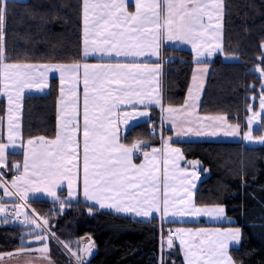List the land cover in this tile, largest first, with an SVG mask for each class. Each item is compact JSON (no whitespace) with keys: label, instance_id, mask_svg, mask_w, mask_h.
<instances>
[{"label":"snow or ice","instance_id":"1","mask_svg":"<svg viewBox=\"0 0 264 264\" xmlns=\"http://www.w3.org/2000/svg\"><path fill=\"white\" fill-rule=\"evenodd\" d=\"M7 7L8 0H0V28L6 21ZM134 7V11L128 10V0H81L83 56L99 53L110 57L132 58L129 64L111 63L106 67H97L87 63L34 65L7 62L4 33L0 31V92L7 97L9 105L7 143L0 139V168L8 167L6 152L10 147L17 146V138L21 136L20 111L24 90L35 86L42 91L47 87L48 72H59L62 82L64 74L70 72L73 82L69 98H65L64 89L61 88L59 104L63 107L59 110L55 137L47 139L38 136L27 140L28 150L22 172L15 175L10 183L5 180L4 173L0 172V189L3 190L0 194V223L19 222L29 229L21 234L18 249L14 253L0 254V259L35 252L37 258L47 259L49 264H53L49 247L51 240L74 258L75 264H88L87 257L91 256L94 244L85 245L79 253L73 251L70 244L62 241L52 230L55 225L50 224L48 218L54 219L53 212L62 213L64 205L70 204L77 195L98 204L100 208L112 209L117 213H134L141 218H150L154 212H159L162 216L207 215L215 219H226L223 206L198 207L195 203L194 190L202 170L199 160L185 161L190 167L179 168L178 161L185 160L183 153L180 148L172 147L171 143L167 145V159L164 163H171L173 169H179L185 187L184 195L174 199L169 197L168 185L165 184L161 200L155 194L159 191L156 183L159 178L154 175L155 166L148 169L146 165L133 163V150L139 149L143 142L128 146L121 143L118 136L120 121L128 124L130 120L150 118V106L153 104L161 109V122L167 120L174 126L177 140L190 135L218 134L215 130H186L184 122H178L179 110L172 106L164 107L157 80L162 74V58L151 67H148L147 61H136L141 57H159L160 49L166 41L191 44L196 52L197 63L202 62L201 57L204 55L211 56L214 52L222 51L225 0H135ZM261 63H264V58ZM81 68L82 111L77 94ZM258 70L264 76V69ZM37 71L39 80L34 75ZM203 71L206 69H202L201 74ZM196 80L197 76L193 75V82ZM113 84L119 87L112 88ZM144 84H154L155 87L134 86ZM200 87L202 85L197 86V91ZM153 91L157 93L155 96L152 95ZM189 97L193 103L188 105L186 102L185 109L194 107L198 99V95L193 96L191 89ZM121 105H127V110L121 109ZM259 107L264 112V92ZM256 116L257 113L253 112L246 120L249 130L242 138L264 145V136L255 139L252 136L251 126ZM207 119L219 126L227 118L217 116ZM228 128L230 131L225 135L235 136L240 126L228 125ZM261 130L264 131V125ZM167 140L171 142L173 137L168 136ZM20 146L24 147L23 140ZM157 151L156 148L152 149L153 153ZM143 155L147 161V153ZM12 167L21 169L20 164H13ZM64 181H67V199H61L56 191ZM38 194L52 197L59 208L50 212L48 217L39 216L29 203L30 199L35 202ZM5 197L16 198L11 209ZM177 204L182 207L176 209ZM91 212L92 208L89 207ZM185 231L195 236L205 232L198 230L193 234L191 230L178 229L177 233ZM171 237L170 232L168 248L173 246ZM239 240V228L216 229L214 239L205 238L192 243L186 242L183 235H180L186 264H235L228 249L230 244H238ZM75 243L79 245L80 242ZM160 264H165L163 258Z\"/></svg>","mask_w":264,"mask_h":264},{"label":"trees","instance_id":"2","mask_svg":"<svg viewBox=\"0 0 264 264\" xmlns=\"http://www.w3.org/2000/svg\"><path fill=\"white\" fill-rule=\"evenodd\" d=\"M225 52L240 58L226 62L217 57L211 66L204 90L201 111L204 114H224L243 126L249 108L256 111L261 78L254 71L264 69V0L225 1ZM0 31L4 33L7 62L61 63L83 61V32L81 0H8L7 18ZM165 105L184 103L193 61L191 54L175 48L166 49ZM185 63L180 64L179 58ZM59 80L52 79L48 95H29L24 102V140L44 136L52 139L57 132V103ZM6 103L0 101V116L5 115ZM161 111L154 110L152 125L161 122ZM151 124L141 123L123 135L131 146L138 141L150 145L161 143V136H172L173 129L163 125V135L151 136ZM258 133H261L258 130ZM182 148L187 161L199 160L209 172L197 191L196 203L205 206L221 205L242 230V242L232 248L236 264H264V146H250L241 141L203 140L173 141ZM144 151H147L145 149ZM142 159L136 155V161ZM22 153L8 157V173L13 164L21 163ZM31 208L41 217L52 212L53 202L32 200ZM67 210L53 212V231L62 240L89 236L97 245L98 255L88 264H160L161 227L158 219L140 222L103 212L84 203L65 204ZM89 207L92 208L91 214ZM29 229L20 224L0 223V254L14 253L20 236ZM164 241L168 239L163 232ZM57 247V251H56ZM50 250L55 264H71L64 251L56 246ZM62 250V251H61ZM166 250V251H165ZM21 255V254H20ZM19 255L0 259L13 260ZM165 264H185L181 251L164 245Z\"/></svg>","mask_w":264,"mask_h":264},{"label":"crops","instance_id":"3","mask_svg":"<svg viewBox=\"0 0 264 264\" xmlns=\"http://www.w3.org/2000/svg\"><path fill=\"white\" fill-rule=\"evenodd\" d=\"M18 1H22V0H18ZM134 6H135V0H128V10L130 12L135 10ZM224 18H225V15L223 17V27H222V36H221V43H222V49L223 50L214 52L211 56H208V55L202 56L201 57V61H202L201 63H197L196 52L192 48L191 44L181 43L178 41H172V42L166 41L160 49V56L159 57L137 58L136 62H138V63H144L145 61H147L148 67H151L153 64H155L158 60H160L162 58V60H163L162 65H161V73L162 74L157 77V80L159 81V93L162 97V103H163L165 108H167V105H165V79H164L165 78V61L167 59L165 56V53H166L167 48H175L178 50L189 52L191 54L192 61L194 64L191 79L193 78V75H197V73L201 74L202 69H206V71H203V74H201V76H205L207 79H209V74H210V69H211V66L209 65V63L213 62L217 57H222V59L226 62H238V61H240V58L238 56L229 55L225 52ZM82 57H83V61L79 62V64L83 65L84 63H87L89 65H95L97 67H106V66H109L111 63L129 64L132 62V58L110 57V56L99 54V53H97L95 55H89L88 57H84V56H82ZM28 64L43 65V64H51V63H28ZM64 65H71V64H64ZM34 75L36 76L37 80L40 79L38 71L35 72ZM82 75H83V70L81 68V70H80V82L77 85V94L80 97L81 111H82V97H83ZM64 77L65 78L62 82L59 72H48L46 74L47 87H45L42 91L35 86L32 87L31 89H25L24 90L23 97L21 99L22 108L20 111L21 136L17 138V146L15 148L10 147L6 152L7 165H8L9 154H11V153H22L23 154L22 162L18 163L21 165V169L17 170L16 168H14V173L9 175L8 169H7L8 167L7 168H0V172L4 173V178L9 183L11 182V180L14 178L15 175H19L22 172V165H23V161L25 159V153L28 150V146L26 143L27 141L24 140V132H23L25 98L29 95H48L50 93L52 79L57 78L59 80V88H60L59 99H58V103H57V130H58L59 110L63 107V105L59 104V101L61 99V88L64 89L65 98H69L70 97L69 90L73 86V82L71 79V73L66 72L64 74ZM207 82H208V80H207ZM134 86L144 87V88L155 87L154 84H144V85H134ZM111 87L112 88H118L119 86L113 84V85H111ZM0 89H2V85H0ZM156 94L157 93L155 91H153L152 95L155 96ZM2 100L5 101L6 108H5L4 117L0 116V139H2L3 142L7 143L8 115H9L8 107H9V105H8L7 97L5 95H3L2 92H0V101H2ZM69 102H70V100H69ZM127 108H128L127 105H121V109L127 110ZM154 110H160L161 111V109L158 105L153 104L150 106V118H139L138 120H130L128 122V124H124L123 121H120L118 124V136L120 138V142L124 143L123 142V135L125 133H127L128 131H130L133 127H135L141 123H146V122L151 124L152 121L155 120L153 118L154 117ZM166 123H167V121L164 120L163 123L160 122L159 126L158 125L157 126L160 130H163L164 124H165V127H167V128H173L172 126H169ZM152 124H151V126H152ZM151 136H153V135H151ZM167 137H168V135L166 136V139L161 138V143L158 145L152 146L148 143H142L140 145L139 149L133 150V154H132V159H133L134 164L146 165V167L148 169H153V166H155L154 175L159 178L156 181V183L159 185V191L156 192L155 194L157 196H159L161 198V200L164 197L165 184L168 185L169 197L174 198V199H179V197L184 195L183 189H184L185 185L182 183V181L184 179L182 173L179 171V169H173V166L171 163H168L167 165H165V163H164L165 159H167V145L169 143H171L172 147L180 148L181 152L183 153V155L185 157V160L178 161L179 168L189 167V165L186 164V162H185V161H187V158H186L185 153L183 152L182 148L173 143V141H175L174 138L170 142L167 140ZM47 139H49V138H47ZM21 140H23V142H24V147L20 146ZM176 141H181V140H176ZM241 142H243V141H241ZM153 148H156L159 151L153 153L152 152ZM145 149H147V151H144ZM143 153H147V156L149 158L147 161L145 160ZM136 155H139L140 157H142V159L139 162L136 161ZM153 157H154V159H153ZM149 161H151V162H149ZM166 168H167V171H165ZM165 177H167V179H165ZM203 180H204L203 177H200V179L196 182V188L194 190L195 191V196H194L195 203H196L197 191H198L199 186ZM2 191L3 190L0 189V194H2ZM56 191H57V195L61 199H67L68 198L67 181H64V183L61 184V186L59 188H57ZM29 195L31 196V194H29ZM4 200L7 202H13L16 200V198L15 197H5ZM36 200H45V201L53 202V198L47 196V194H38V198ZM30 201H32V199H30L29 202ZM70 203H84V204H87L89 206L95 207L98 210H101L103 212H108V213H112L115 215L124 216V217L133 219L135 221H140V222H150L155 218L158 219L159 225L161 227L160 260H161V258H163L164 245H165V242L169 239V233L170 232L172 233L171 238L173 240V245L175 248H178L181 251L183 261L185 264H186V260L184 257V253L182 251V246L180 245V235H183V238L186 242L192 243V242H198L200 239H205V238L214 239V232L216 229L223 230V229H227V228H239L240 229L239 243L238 244L237 243L230 244L229 249H228L229 254L232 256L234 261H235V259L232 255V252H231L232 248L239 247L241 242H242V230L238 225H236V221L227 215L225 207H224V209H225L224 214H225L226 219H215V218L207 216V215H200V216L177 215L175 217H173L171 215L162 216V214L159 212H154L152 217H150V218H141V217H137L134 213H117L112 209L100 208V206L98 204H93L92 202L85 200L82 195H77L74 199L71 200ZM196 205L198 207L205 206V205H199L197 203H196ZM175 207H176V209H178L182 206L177 204ZM209 207H211V206H209ZM178 229L191 230V233H193V234L196 233L198 230H205V232L201 233L200 236H195V235L189 234V232H187V231H185L184 233L178 234L177 233ZM164 231L167 233V236H168V239L165 241L163 238V232ZM93 244H94V242H93ZM235 264H236V261H235Z\"/></svg>","mask_w":264,"mask_h":264},{"label":"rangeland","instance_id":"4","mask_svg":"<svg viewBox=\"0 0 264 264\" xmlns=\"http://www.w3.org/2000/svg\"><path fill=\"white\" fill-rule=\"evenodd\" d=\"M24 1V0H22ZM27 1V0H25ZM264 44V43H263ZM263 54H264V48H263ZM258 69H263V67L261 65H257L254 68V71L258 73L259 77L261 78V87H260V95L259 97L255 98L254 101H258V107L256 109V111L253 109V106H251L249 109V114L246 117V120L252 116V113L255 112L257 113L256 116V120L253 122L252 126H251V132H252V136L253 138H259L260 136H264V131L261 130V126L264 125V112L261 111L260 107H259V102L262 96V92H264V76H262L261 72ZM197 80L195 81V83L193 82V78L190 81L188 90L186 92V97L184 100V103L182 105L179 106H172L174 108H177L179 110L178 114H177V119L178 122H184V127L186 130L191 129L192 132H195L197 129H199L202 132H212V131H216L218 134L215 136H208V135H201V136H196V135H190V136H186L183 137L182 141H203V140H229V141H243L245 144L250 145V146H264L261 145L259 143H254V142H249L247 140H244L242 137L244 135L245 132H247L249 130L248 125L245 124V126L242 127V125L238 122L232 121L228 118V116L224 115V114H204L201 111V103H202V99L204 96V90L207 84V78L205 76H201L200 73H197ZM202 85V87L199 88V91H197V86ZM189 89L192 90V94L193 96H197L198 95V99L195 101V106L194 107H188L187 109H185V104L186 102L188 103V105H192L193 101L190 99L189 97ZM217 116H225L227 119L225 122H223L222 124H220L219 126L216 125V122H210L207 118L209 117H217ZM167 121V120H166ZM169 126H172L173 128V133H172V137L176 139L175 137V132H174V126L171 125L168 121L166 123ZM236 124H239L240 128L238 130L237 135L232 136V135H225L226 132H229L230 129L228 128V125H233L235 126ZM258 130L261 131V133H258ZM66 205H64V209L63 211L67 210ZM16 222H14L15 224ZM57 235V234H56ZM79 241V245H77L75 242ZM64 242L69 243L70 247L72 248L73 251H78L83 249V247L85 245H89V244H93V239L89 236H82L80 238H74L69 237L66 240H64ZM56 246H59L57 244H55V242L49 240V247L50 250L55 248ZM38 247V245H37ZM60 249H62L59 246ZM64 251V249H62ZM61 250V251H62ZM56 251H57V247H56ZM66 251H64V254L66 255ZM68 254V253H67ZM67 256V255H66ZM69 256V255H68ZM67 259H72V261L74 260V258L72 257H68ZM38 254L33 252V253H24L21 254L20 258H23L26 263L28 264H49L47 262V260L45 259H40L37 258ZM75 261V260H74ZM73 261V262H74ZM2 264H11V261L9 260H5L3 262H1ZM25 263V264H26ZM75 263V262H74ZM69 264V263H67ZM72 264V262H71Z\"/></svg>","mask_w":264,"mask_h":264},{"label":"flooded vegetation","instance_id":"5","mask_svg":"<svg viewBox=\"0 0 264 264\" xmlns=\"http://www.w3.org/2000/svg\"><path fill=\"white\" fill-rule=\"evenodd\" d=\"M45 260H47V259H45ZM9 261H11V264H25L26 263V261L23 259V258H20V256H18V257H16L15 259H11V260H9ZM47 262L49 263V261L47 260ZM27 264V263H26ZM29 264V263H28ZM45 264H47V263H45ZM53 264H55V263H53Z\"/></svg>","mask_w":264,"mask_h":264},{"label":"water","instance_id":"6","mask_svg":"<svg viewBox=\"0 0 264 264\" xmlns=\"http://www.w3.org/2000/svg\"><path fill=\"white\" fill-rule=\"evenodd\" d=\"M97 255H98V249L92 248L91 256L87 257L88 262H91L93 259H95Z\"/></svg>","mask_w":264,"mask_h":264},{"label":"built area","instance_id":"7","mask_svg":"<svg viewBox=\"0 0 264 264\" xmlns=\"http://www.w3.org/2000/svg\"><path fill=\"white\" fill-rule=\"evenodd\" d=\"M180 63L181 64H184L185 63V59L184 58H180ZM154 130V129H153ZM154 133L155 132H157V130L155 129V131H153ZM9 207V209H11L12 207H13V204L12 205H10V206H8ZM21 219H23V217H21Z\"/></svg>","mask_w":264,"mask_h":264}]
</instances>
